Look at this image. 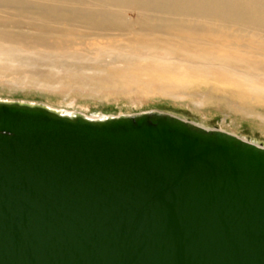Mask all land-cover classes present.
Here are the masks:
<instances>
[{"label": "water", "instance_id": "water-1", "mask_svg": "<svg viewBox=\"0 0 264 264\" xmlns=\"http://www.w3.org/2000/svg\"><path fill=\"white\" fill-rule=\"evenodd\" d=\"M0 264H264V148L0 101Z\"/></svg>", "mask_w": 264, "mask_h": 264}, {"label": "bare ground", "instance_id": "bare-ground-1", "mask_svg": "<svg viewBox=\"0 0 264 264\" xmlns=\"http://www.w3.org/2000/svg\"><path fill=\"white\" fill-rule=\"evenodd\" d=\"M8 48L42 50L51 59L78 52L105 68L135 65L199 79L208 91L191 93L195 107L215 89L225 90L234 110L247 112L246 100L264 107V0H0V50ZM70 81L90 84L77 75Z\"/></svg>", "mask_w": 264, "mask_h": 264}, {"label": "rangeland", "instance_id": "rangeland-1", "mask_svg": "<svg viewBox=\"0 0 264 264\" xmlns=\"http://www.w3.org/2000/svg\"><path fill=\"white\" fill-rule=\"evenodd\" d=\"M127 16L135 18V13L129 12ZM42 53L46 52L0 50V101L66 109L95 118L148 112L170 114L206 129H222L264 147V122L256 117L264 115V107L252 100H246L250 107L247 112L237 111L227 105L229 97L225 90L215 89L204 105L195 107L191 93L208 91L207 84L199 79L142 71L135 65L105 68L92 55L78 52L55 59ZM30 71L38 75H29ZM74 75L89 79L90 84L70 81ZM71 100L73 104H66Z\"/></svg>", "mask_w": 264, "mask_h": 264}]
</instances>
